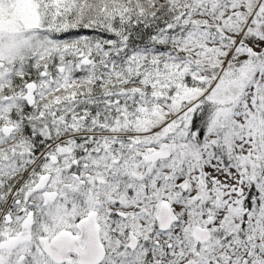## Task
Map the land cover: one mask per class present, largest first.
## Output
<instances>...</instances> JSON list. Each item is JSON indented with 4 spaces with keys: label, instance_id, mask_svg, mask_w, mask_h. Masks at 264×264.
<instances>
[{
    "label": "snow or ice",
    "instance_id": "6c2138e0",
    "mask_svg": "<svg viewBox=\"0 0 264 264\" xmlns=\"http://www.w3.org/2000/svg\"><path fill=\"white\" fill-rule=\"evenodd\" d=\"M0 264H264V0H0Z\"/></svg>",
    "mask_w": 264,
    "mask_h": 264
}]
</instances>
